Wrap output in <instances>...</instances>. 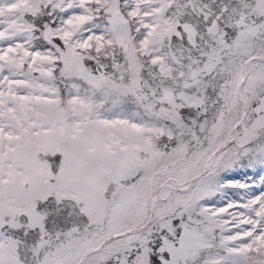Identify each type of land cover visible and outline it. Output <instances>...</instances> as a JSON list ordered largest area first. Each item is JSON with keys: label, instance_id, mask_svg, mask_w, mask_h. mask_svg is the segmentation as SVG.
Returning <instances> with one entry per match:
<instances>
[{"label": "snow or ice", "instance_id": "6c2138e0", "mask_svg": "<svg viewBox=\"0 0 264 264\" xmlns=\"http://www.w3.org/2000/svg\"><path fill=\"white\" fill-rule=\"evenodd\" d=\"M0 264H264V0H0Z\"/></svg>", "mask_w": 264, "mask_h": 264}]
</instances>
